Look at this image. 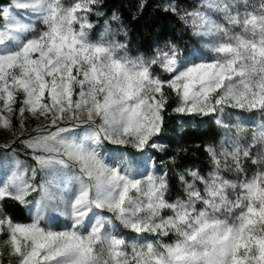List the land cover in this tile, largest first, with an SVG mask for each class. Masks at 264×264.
Wrapping results in <instances>:
<instances>
[{"label": "snow or ice", "instance_id": "6c2138e0", "mask_svg": "<svg viewBox=\"0 0 264 264\" xmlns=\"http://www.w3.org/2000/svg\"><path fill=\"white\" fill-rule=\"evenodd\" d=\"M100 6L0 0V129L13 133L0 146V264H264V0L166 6L197 46L148 57L115 38L122 23L90 37ZM169 108L223 130L204 145L206 174L177 173L174 200L155 156ZM29 117L42 122L22 138ZM58 216L65 230L48 225Z\"/></svg>", "mask_w": 264, "mask_h": 264}, {"label": "trees", "instance_id": "16d2710c", "mask_svg": "<svg viewBox=\"0 0 264 264\" xmlns=\"http://www.w3.org/2000/svg\"><path fill=\"white\" fill-rule=\"evenodd\" d=\"M195 3L196 0H101L98 11L104 15L99 18L94 15L89 17L96 25L90 37L98 38L104 21L107 20L113 30L117 29L120 23L123 24L124 32L115 38L128 45L130 55L142 53L148 57L154 46H162L168 41L177 43L181 47H195L196 38L191 36L176 16L164 11L166 6H176L180 12L191 10ZM113 15L119 17V20L113 22L111 20ZM255 119L259 122L264 118L256 113ZM200 120V117L171 113V108L165 115L164 132L158 138L165 149L163 152L155 153V156L159 167L167 168L169 172L167 193L169 199L174 200L183 195L181 185L176 179L177 173L196 168L206 174L212 168L211 161L204 151V145L218 144L223 138V130L217 129L214 124L208 122L207 118H203V123L198 122ZM245 139L250 140V134ZM6 142L8 139L0 136V146ZM170 157H175L174 164L169 161ZM248 163L250 165L251 162ZM7 203L9 205L7 212L14 220L22 223L30 222L26 209H21L11 201ZM169 239L165 238L166 241ZM4 264H8L6 254ZM13 264H15L14 260Z\"/></svg>", "mask_w": 264, "mask_h": 264}, {"label": "rangeland", "instance_id": "374dc122", "mask_svg": "<svg viewBox=\"0 0 264 264\" xmlns=\"http://www.w3.org/2000/svg\"><path fill=\"white\" fill-rule=\"evenodd\" d=\"M70 2H71V0H65L66 4L70 3ZM41 122L42 121H37V120H34V119L29 117L28 120L25 123V132H24V137H22V138L27 137L30 133L31 134H35L33 132V129ZM0 136L8 139V142H10L12 137H13V133L11 131H8V130L0 129ZM21 158L22 159H27V157L24 156L22 153H21ZM28 162L31 163L30 160ZM47 223L54 230L62 231V230H65V228L70 224V221L67 220L66 217L58 216V218L54 222L48 221Z\"/></svg>", "mask_w": 264, "mask_h": 264}]
</instances>
